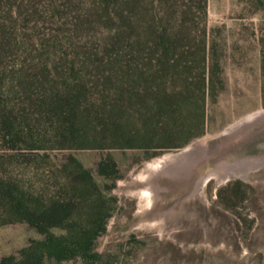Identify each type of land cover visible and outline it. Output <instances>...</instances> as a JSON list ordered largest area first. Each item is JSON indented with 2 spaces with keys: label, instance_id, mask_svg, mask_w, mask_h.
<instances>
[{
  "label": "rangeland",
  "instance_id": "obj_1",
  "mask_svg": "<svg viewBox=\"0 0 264 264\" xmlns=\"http://www.w3.org/2000/svg\"><path fill=\"white\" fill-rule=\"evenodd\" d=\"M33 7L14 28L25 42L0 49V114L32 135L10 142L0 123V181L55 215L37 230L0 199V264L35 247L38 264H264V117L222 133L264 110V0ZM162 28L173 50L166 76L152 77L151 30ZM200 141L220 143L199 158L210 167L262 161L218 182L201 180L196 159L164 167ZM83 233L90 247L73 249ZM59 241L70 249L56 258Z\"/></svg>",
  "mask_w": 264,
  "mask_h": 264
},
{
  "label": "trees",
  "instance_id": "obj_2",
  "mask_svg": "<svg viewBox=\"0 0 264 264\" xmlns=\"http://www.w3.org/2000/svg\"><path fill=\"white\" fill-rule=\"evenodd\" d=\"M14 1L15 0H0V7L4 9L3 14L0 15V49L2 50L6 47L11 50L15 43L17 44V42H19L22 44L25 42L27 33L24 34L22 32L20 36H18L14 32V28L16 25H27L35 13V8L33 7L35 0H17L15 5ZM15 12L16 14H14ZM17 19H20L21 23ZM151 35L152 57L149 60L151 63L150 74L152 77H165L168 72L167 54L168 51L173 50V44L171 45L168 33H166L164 28L160 30H151ZM9 110V114L6 112L0 114L1 129L3 132L2 136L4 138L6 137L10 142L31 138L32 135L30 132L25 131L20 123L23 121L21 116L17 118V116L11 113V109ZM0 182V199L3 200L4 210L10 215L25 219L27 223L37 230H42L44 228L41 221L43 222L45 218L55 215V210L53 208L51 210L39 211L36 206L31 205L23 198L21 192L15 193L16 189L12 184H9V182ZM79 236L80 237L77 238L76 241H73L74 244L72 243V248L85 247L88 249L90 247V238H88V234L83 233ZM51 243L52 244L49 243L50 253L56 254V258H60L61 253L70 249L66 244H61L60 241L56 244L53 242ZM38 249L39 247H35L33 249L36 250L35 252L26 254V256L18 261H10V264H38L42 257V252Z\"/></svg>",
  "mask_w": 264,
  "mask_h": 264
},
{
  "label": "bare ground",
  "instance_id": "obj_3",
  "mask_svg": "<svg viewBox=\"0 0 264 264\" xmlns=\"http://www.w3.org/2000/svg\"><path fill=\"white\" fill-rule=\"evenodd\" d=\"M263 117H264V110L263 111L261 110V111H258V112H254V113L249 114L248 116L240 119L239 121L235 122L234 124L229 126L226 130H224L222 133L223 134L231 133V132H233V131H235L237 129L242 128L243 125H245V124H247L249 122H252V121H254L256 119L258 121V119L263 118ZM258 122H260V120ZM235 141H236V139H235ZM209 144L206 145V143H204L203 141H200V142H198V143H196L194 145L188 146L187 148L181 150L178 153H174L172 155L169 154L170 156L169 155H168L169 157L167 156L168 158H167L166 162L164 163V165H165L164 167H171V168H173L172 170H174L177 167L181 168L182 166L183 167L184 166H189L190 162L194 163L197 160V162L199 161V162H202L204 164V166H203L204 173H203L202 177H200V178H202L201 180L204 181L205 177H207L208 175H211V176L215 177L217 182H218L219 180L228 178L230 176H235V174L245 175V173L247 171V168H250V167L253 168V166L258 165L259 162L262 161V159H259V158L258 159L257 158L253 159L251 157H238V158L230 157V158H227L225 156H217V157H215V155H214V157H215L214 160L215 161H219V162L217 163L216 167H210L209 163L205 162L206 160L203 162V159H205L206 156H210L213 153L215 147H218V146L220 147V143L216 142V144H214V145H212V144L209 145ZM226 149H227V147H226ZM201 157H203V159L199 160V158H201ZM194 159H196V160H194ZM157 160H158V162H160L159 159H157ZM263 163H264V161H263ZM152 166L154 167L155 164L152 165ZM171 168H169V169H171ZM194 169H195V166H194ZM198 169H199V167H198ZM195 170L197 171V169H195ZM197 176L199 177V175H196V177Z\"/></svg>",
  "mask_w": 264,
  "mask_h": 264
}]
</instances>
